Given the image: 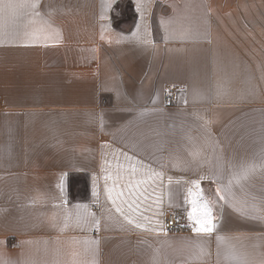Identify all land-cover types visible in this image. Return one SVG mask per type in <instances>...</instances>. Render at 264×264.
Wrapping results in <instances>:
<instances>
[{
    "label": "crops",
    "instance_id": "0c3cea01",
    "mask_svg": "<svg viewBox=\"0 0 264 264\" xmlns=\"http://www.w3.org/2000/svg\"><path fill=\"white\" fill-rule=\"evenodd\" d=\"M0 100V264H264V0H0Z\"/></svg>",
    "mask_w": 264,
    "mask_h": 264
},
{
    "label": "built area",
    "instance_id": "2783aa9c",
    "mask_svg": "<svg viewBox=\"0 0 264 264\" xmlns=\"http://www.w3.org/2000/svg\"><path fill=\"white\" fill-rule=\"evenodd\" d=\"M175 92L174 88H170L167 90V99H171ZM1 104V100H0ZM165 223L164 227L165 230L169 233H174V232H188L189 228L182 223V221L178 218L177 212L169 211L166 216H165Z\"/></svg>",
    "mask_w": 264,
    "mask_h": 264
},
{
    "label": "snow or ice",
    "instance_id": "6c2138e0",
    "mask_svg": "<svg viewBox=\"0 0 264 264\" xmlns=\"http://www.w3.org/2000/svg\"><path fill=\"white\" fill-rule=\"evenodd\" d=\"M8 7L14 8V7H16V5L9 4ZM221 198H223V197H221ZM117 210L119 211V209H117ZM194 211H195V209H194ZM190 216H191V214H190ZM196 222H197V224H201V227L196 229L197 231H204V232H211L212 231V227L204 226V224H202L199 219H197Z\"/></svg>",
    "mask_w": 264,
    "mask_h": 264
}]
</instances>
